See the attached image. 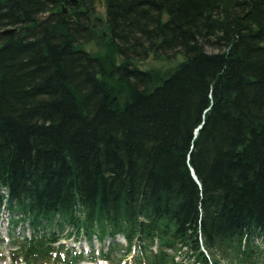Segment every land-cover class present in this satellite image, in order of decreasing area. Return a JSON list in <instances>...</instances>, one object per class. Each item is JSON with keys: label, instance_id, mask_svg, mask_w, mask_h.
I'll use <instances>...</instances> for the list:
<instances>
[{"label": "trees", "instance_id": "trees-1", "mask_svg": "<svg viewBox=\"0 0 264 264\" xmlns=\"http://www.w3.org/2000/svg\"><path fill=\"white\" fill-rule=\"evenodd\" d=\"M102 2L0 0L11 264H264V0Z\"/></svg>", "mask_w": 264, "mask_h": 264}, {"label": "rangeland", "instance_id": "rangeland-1", "mask_svg": "<svg viewBox=\"0 0 264 264\" xmlns=\"http://www.w3.org/2000/svg\"><path fill=\"white\" fill-rule=\"evenodd\" d=\"M95 10H96L97 16L99 18H101L102 20H104V18H105L104 8H100L97 5ZM83 49H84V51H87V52H90L93 54H102V50H100V48L98 46H96L95 42L83 45ZM206 50L208 53L214 52V50H212L211 48H207ZM172 66H173V63L154 62L151 59L140 64L141 69L142 68L147 69V68L157 67V68H162V69L166 70V69L171 68ZM9 230H10V228L8 227L7 216L5 214H1L0 215V238L3 239L2 241H4V243L0 242V253L2 254L1 255L2 258L0 259V264H10V259L8 257L9 256L8 252L10 251V247H9L8 243L6 242L7 238H8ZM77 242H78V244H74L73 239H71L70 241H66V245L69 248L76 246V249H79V248L83 249L84 248L86 250H87V248L89 249V247L91 246L90 248H92L95 252L98 251L99 248H102V247H99L100 244L94 240L91 242V245L89 246L87 244V241L85 243L84 239L82 237L79 238V241H77ZM107 243L111 244V241H109V242L107 241L106 245H107ZM104 251H106V248H104ZM117 258H118V255H117ZM116 262L117 261H113L110 264H116ZM128 262H132V259L130 258ZM119 264H123V262H120ZM191 264H196V263L192 260Z\"/></svg>", "mask_w": 264, "mask_h": 264}, {"label": "water", "instance_id": "water-1", "mask_svg": "<svg viewBox=\"0 0 264 264\" xmlns=\"http://www.w3.org/2000/svg\"><path fill=\"white\" fill-rule=\"evenodd\" d=\"M97 1V4L100 8H103V2L102 0H96ZM68 2L71 4V5H76L78 0H68ZM63 14L64 15H67V8H63ZM69 20H71V18L69 17L68 18ZM15 30L11 29V30H7V31H3L1 34H8V33H12L14 32Z\"/></svg>", "mask_w": 264, "mask_h": 264}]
</instances>
